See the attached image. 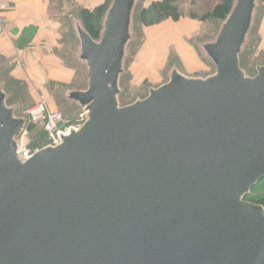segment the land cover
Returning a JSON list of instances; mask_svg holds the SVG:
<instances>
[{
	"label": "water",
	"instance_id": "water-1",
	"mask_svg": "<svg viewBox=\"0 0 264 264\" xmlns=\"http://www.w3.org/2000/svg\"><path fill=\"white\" fill-rule=\"evenodd\" d=\"M141 0H111L99 40L70 16L72 59L86 89L64 97L86 115L78 132L26 162L33 126L0 83V264H264V64L240 58L261 0H234L213 40L214 67L183 74L121 105Z\"/></svg>",
	"mask_w": 264,
	"mask_h": 264
},
{
	"label": "rangeland",
	"instance_id": "rangeland-1",
	"mask_svg": "<svg viewBox=\"0 0 264 264\" xmlns=\"http://www.w3.org/2000/svg\"><path fill=\"white\" fill-rule=\"evenodd\" d=\"M149 2L150 0H142L136 10L134 20L135 41L130 46L129 57L126 61V74L122 82L124 91L120 97L121 105H129L138 98L144 99L150 87L157 88L159 85L166 83L173 62L177 63V66L179 65L180 70H184L188 73L190 71L192 75L206 77L214 73V68H211L210 63L201 54L198 43L204 40H213L217 35L220 22L211 19H207L206 22H204L202 19H205V17L213 13L216 6L219 5L222 0H179L180 10L183 14L181 20L178 23L165 21L154 26L143 25L140 19L142 9ZM191 21H199L198 23L202 22L203 24L200 23V29L196 32L185 33L184 30L182 32V26L186 22ZM68 24L66 23V25ZM191 29L193 30L194 28ZM72 30L73 29H71V31ZM76 50V44L74 48L71 47L70 42L65 46L63 45V59L67 67L74 70L76 74L74 82L72 83L73 87L86 89V68L82 65H78V63L72 59V55ZM244 52V70L248 76L254 77L257 74V66L264 64V0H262V2L260 1L255 25ZM16 58L20 59L18 54ZM185 58L188 59L187 61L192 65L193 70L196 67L195 65L193 66V64H195V61L198 63L200 59L201 64H203V68H201L202 71L200 69H198V71L195 69L196 72H194L195 70L191 71L190 67L186 64ZM0 70L2 73L1 79L7 82L8 91L13 95V104L19 107L18 115L23 116L30 110L36 108L40 103V98L35 101L29 89L24 84L21 85V88L12 85L6 77V70H4L1 65ZM66 88L70 87L60 85L49 89L50 93L54 94L52 96L55 102V108L50 107L48 99L44 97L51 111H58L66 114L70 120L74 121L78 118L79 109L66 101L62 96ZM35 126L38 133L32 135L30 133L27 141L31 146L43 147L40 146L38 141L40 130L43 134L46 132L42 125L38 124ZM252 196H264V180H261L258 185L253 188Z\"/></svg>",
	"mask_w": 264,
	"mask_h": 264
},
{
	"label": "crops",
	"instance_id": "crops-1",
	"mask_svg": "<svg viewBox=\"0 0 264 264\" xmlns=\"http://www.w3.org/2000/svg\"><path fill=\"white\" fill-rule=\"evenodd\" d=\"M2 1L7 4L8 9L4 14L5 31L0 34V58L5 60V64L1 65L3 68L12 67L10 76L23 82L35 101L45 96L52 108L55 106L52 96L54 94L50 93L49 89L54 86L63 85L72 90H84L73 87L72 83L76 74L65 64L62 47L71 41V33L78 46L74 30L71 31L73 28L70 16L77 17V11L80 9L94 11L104 4L105 0ZM155 1L158 0H150L144 7L147 8ZM198 22H186L181 28L182 32L183 30L185 33L198 31L202 23ZM18 52H23L21 59L16 58ZM187 60L185 58L191 71L195 69L202 71L203 64L200 59L198 60L200 63L195 61L193 64L196 66L194 70ZM210 65L212 68L211 63ZM180 71L187 76L200 77L190 74V71L189 73L184 70ZM62 96L64 97V91Z\"/></svg>",
	"mask_w": 264,
	"mask_h": 264
},
{
	"label": "trees",
	"instance_id": "trees-1",
	"mask_svg": "<svg viewBox=\"0 0 264 264\" xmlns=\"http://www.w3.org/2000/svg\"><path fill=\"white\" fill-rule=\"evenodd\" d=\"M141 1H140V3H141ZM261 2H262V0H261ZM110 3H111V0H105V3L103 5H101L100 7H98L97 9H95L94 11H89L86 9H80L79 11H77L78 13L76 14V16L81 21L85 30L90 34V36L94 40L100 39L103 20H104L106 11H107ZM233 3H234V0H222V2L216 6L213 13L209 14L207 17H205V19H202V21L206 22L207 19H211L213 21L214 20L219 21L220 23L224 22L225 19L227 18V16L229 15L232 7H233ZM182 17H183V14L180 10L179 0H158V1L153 2L147 8L144 7L140 13V19H141L143 25H147V26H154V25L160 24V23L165 22V21H172V22L178 23ZM220 23H219V25H221ZM204 41H208V40H204ZM204 41H202V42H204ZM70 43H71V47L74 48L75 43H76L74 37H71ZM245 52L242 54V56L240 58V63H241L242 69H244L243 57H244ZM4 64H5V60L3 58H0V65H4ZM171 65L172 66L177 65V63L173 62ZM178 67H179V65H178ZM3 69L6 70V72H7L6 77L9 79L10 83H12V85L18 86V88H21L22 87L21 85H23V83L13 79L10 76L12 67L7 66V68H3ZM1 77H2V73L0 70V83L3 84L5 91L9 95L8 104L10 106H16L12 102V96L13 95L10 93V91H8L7 82H5V80H2ZM123 79H124V76L121 79V87H122ZM66 89H69V88H66ZM122 90H123V87H122ZM20 98H22V97H20ZM123 106H125V105H123ZM37 133L38 132L36 130V126H34L33 130L31 131V135L37 134ZM38 141H39L40 146H44L47 143L46 142V135L43 134L41 132V130H40V136H39ZM246 200L251 201L255 204H259V205L264 206V196L263 197H255V196H252V192H251V194L246 197Z\"/></svg>",
	"mask_w": 264,
	"mask_h": 264
},
{
	"label": "built area",
	"instance_id": "built-area-1",
	"mask_svg": "<svg viewBox=\"0 0 264 264\" xmlns=\"http://www.w3.org/2000/svg\"><path fill=\"white\" fill-rule=\"evenodd\" d=\"M8 6L0 0V34L5 31L4 14ZM18 57H23V52H18ZM27 118V126L42 125L46 134V145L43 147L31 146L27 141L31 132L25 130L18 138L19 157L24 163L47 147L59 146L64 137L70 136L73 132H78L86 122V115L79 112L78 118L70 120L65 114L58 111H51L44 96L40 97L38 106L24 115Z\"/></svg>",
	"mask_w": 264,
	"mask_h": 264
}]
</instances>
